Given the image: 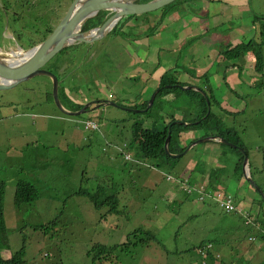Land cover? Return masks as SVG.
<instances>
[{"label":"rangeland","instance_id":"1","mask_svg":"<svg viewBox=\"0 0 264 264\" xmlns=\"http://www.w3.org/2000/svg\"><path fill=\"white\" fill-rule=\"evenodd\" d=\"M37 2L32 10L19 3L8 13L0 11L1 51L15 50V39L23 48L42 41L58 24L73 0ZM199 4L198 0L190 2L197 8H200ZM217 4L223 11L224 22L218 30L223 40L214 43L216 53L211 55V75L208 81L204 74L190 79L193 85L202 88L205 84L209 85L205 92L214 95L219 102L212 109L219 114L225 127L234 129L240 140L245 142L251 175L259 188L245 178L243 168L237 165L239 152L227 142L198 143L177 161L164 155L170 163L163 162L161 168H150L138 160V142L126 148L125 143L132 141V126L136 121L163 128L168 124L167 109L183 106L187 110L182 112L185 117L189 116L190 109H196V94L191 89V94L182 90L183 94L177 100L170 95L164 96L156 100L151 110L140 111L147 107L140 104L150 99L154 91L149 86L148 92L141 93L144 83L138 74H133L142 67L139 66L140 59L148 56L159 58L162 64L173 65L169 72L183 67L182 63L188 64V49L181 53L179 44L174 42L173 29L180 25L187 27L186 34L190 33L188 21L191 10H185V16L176 17L175 5L167 8L169 13L162 23V13L154 11L158 20L151 22L147 32L156 34L153 40L149 39L151 45H145L151 48L134 45L135 38L141 34V24L151 20L152 14H147L137 17L141 22L137 28L117 26L92 44H76L63 49L46 64V69L60 75V98L63 102L68 103L70 99L74 101L81 96V92L71 93L73 83L82 86L81 91L86 92V98L103 100L89 113H62L53 99V84L48 75H37L10 89L0 90V179L7 184L6 220L10 242V249L3 250L5 256H11L25 245L23 264H98L100 261L94 263L89 253L95 244L123 243L130 233L143 228L151 230L156 239L125 250L119 248L109 260H103L104 263L264 264V240H256L257 233L264 226L254 220L247 223L242 215L260 213L264 217V194L261 193L264 192V83H256L257 78L264 80V77L256 68L259 54H243L249 42H252L255 51L259 49L260 18L256 19V16L264 14V0H247L242 6L213 0L209 6L215 8ZM12 10H17L19 18L24 21L25 34L21 40L17 33L4 26L5 21H12ZM230 10H242L237 22L227 20ZM168 18L170 21L166 23ZM244 21L250 24L234 43L229 44V36L236 30V24ZM129 23L132 25L135 21ZM211 25L204 23L202 29ZM120 31L127 36L124 37ZM182 31H177V34ZM209 34L200 33L198 37L204 38ZM168 42L171 44H166ZM202 43L203 40L196 38L192 47L203 52L205 47ZM231 51L237 54L233 55ZM261 53L264 61V46ZM196 55L195 60L202 62L198 67L210 64L209 56ZM189 59L192 61V58ZM227 66L233 67L228 75L233 74L234 77L228 84L224 76L221 78ZM241 66L244 70L248 69L250 75L238 73ZM177 76L190 81L184 79L181 70ZM236 76H241L239 82L235 80ZM111 102L125 108L114 106ZM90 116H96L94 118L99 122L97 129L86 128ZM179 121L176 119L172 123ZM185 122L190 123V118H186ZM203 130L197 131L202 135ZM126 153L131 154L130 159L126 158ZM194 162H198L196 169H203L200 183L197 184L194 179L190 182L183 179L182 184L178 181L180 171L177 168L182 165L193 177L190 174ZM213 168L220 173L211 178L210 170ZM20 180L35 184L39 198L16 206L14 192ZM185 182L189 183L186 188ZM215 184L232 197L239 211L227 213L217 204L219 200L212 198ZM202 185L210 188V192H203L204 199L200 198ZM99 188L102 198L111 194L120 197L119 212L108 213L106 202L96 208L89 196L80 192L94 193ZM54 220L56 225L47 229L36 228ZM138 236L146 237L144 232ZM261 244L263 247L258 248ZM203 250L210 254L207 263H203L201 258Z\"/></svg>","mask_w":264,"mask_h":264},{"label":"trees","instance_id":"2","mask_svg":"<svg viewBox=\"0 0 264 264\" xmlns=\"http://www.w3.org/2000/svg\"><path fill=\"white\" fill-rule=\"evenodd\" d=\"M138 1L147 2L150 0H138ZM186 2L187 0H176L172 2L171 4L167 5L166 7H164L161 10L162 15H161L160 23L164 21V18L169 13L167 8H171L181 3L184 4ZM105 14H106V11H102V12H99L96 17L88 19L84 23L82 29L86 30L90 26L96 24L98 21L101 20V18L105 16ZM259 18H260V21H259L260 41L258 42L259 49L255 51L253 49L254 46L252 42H249L244 47L243 54H247L249 52L259 54L258 63L256 64V66H257V70L259 72H262L263 77H264L263 54L261 53L260 55L261 48L264 46V14L262 13L256 16V19H259ZM117 26L114 29H116ZM123 27H125V24L121 25V28ZM120 32L124 37L127 36L125 32H122V31ZM34 44L35 43H33L32 45ZM231 52L233 53V55L237 54V52L235 51H231ZM55 66H59V65H53V67ZM176 71L179 73V70L174 69L172 72L167 71L162 76L160 83H159V86L161 87V89L156 95L155 102L157 99H160L161 97L167 96V95L174 96L175 97L174 100H177L178 98L181 97V95L183 94V91H182L183 89L175 85L177 83H180L178 76H177L178 73H174ZM256 83L259 85H263L264 80L257 78ZM167 84H172L173 86L167 87L166 86ZM187 91L190 92L191 94V89ZM193 91L196 94L195 106L197 107L198 110H200V112L196 114L194 117L190 118V121H191L190 123H193V124L184 125V123H174L172 125V136H171V140L169 143V149L171 153H180V152H183L187 148L188 145H185V146L179 145L180 134L183 131H190L192 129H202V130L204 129L201 137L219 134L223 136L224 138L228 139L229 141L243 147L248 152L245 142L240 140L238 133L235 132L234 129H232L231 127H225V125L219 119V114L213 111L212 109L213 106L219 103L217 98L214 95L208 94L206 92L210 100V105L212 108H211L210 114L207 117H205L208 111V105H209V103L207 102V97L206 95L202 94L201 92L197 90L193 89ZM155 102L149 110H151L154 107ZM147 104H148V100L142 103V107H146ZM69 105L73 109H76V110L81 109V105H74L72 104V102L69 103ZM134 107H140V106L135 105ZM190 111H192V109H190ZM188 115H190V112ZM174 120H176V118H172V117L169 118L168 124H165L163 128H159L153 124L147 126V125L142 124L141 121H136L134 123V125L132 126L133 127L132 142H138L137 150L139 152V157H140L139 161L145 162L150 167H160L161 168V164L163 162L170 163L169 161L164 159L163 157L164 155L176 161L180 159V157L170 156L165 151V140L169 133V126L172 124ZM198 120L199 122L196 123V121ZM182 121H185V120L183 119ZM233 150L239 152L238 154L239 163L237 165L238 167H242L243 160H244V154L238 148H233ZM240 172H241V169H240ZM80 192L89 196L90 200L94 203L96 208H100L101 205H103L106 202V206L109 207L108 213L109 212L116 213L120 211L119 209L120 197L118 195L116 196V195L111 194L107 196L106 198H102V191L100 188L94 193H86V192H83L82 190ZM6 193H7V184L5 183L3 179H0V264H23L24 256H25V245H23L19 250L11 253V256H5L3 254L4 249H10L9 232H8V226H7V220H6V216H7ZM38 198H39V191L35 184H32L24 180H20L17 183L15 192H14V203L16 206H20L21 204L35 201ZM106 215L107 214H105V216ZM53 225H56L55 220L52 221L51 224H48V225H41V226L37 225L36 228L47 229ZM262 226H264L263 220H262ZM263 230H264V227H263ZM141 232H144L146 237L145 236L139 237L138 234ZM132 235H135V237H132ZM257 235H258L259 240L260 239L264 240V231L258 232ZM155 239L156 237L152 234L151 230H146L142 228V229H138L130 233L127 236V241L123 243H116L114 245L97 243L91 248L89 253L92 255V260L94 263H96L97 261H100L98 264H105L103 260H109L114 254V252L118 250L119 248H122L125 250L126 248L132 245L151 242V241H154ZM158 243L161 244V242H158ZM209 255L210 254H207L205 256L206 262H207V258L209 257Z\"/></svg>","mask_w":264,"mask_h":264},{"label":"water","instance_id":"3","mask_svg":"<svg viewBox=\"0 0 264 264\" xmlns=\"http://www.w3.org/2000/svg\"><path fill=\"white\" fill-rule=\"evenodd\" d=\"M176 0H150L147 2H139L138 0H73L68 10L58 22V24L52 29V31L40 42L33 46L23 48L18 46L16 50L12 51H0V60L8 58V61L0 63V90L10 89L19 83L28 80L37 75H48L53 84V99L57 108L68 115H80L88 113L93 110L94 104H101L103 100L96 99L87 102L80 110L68 109L60 98V75L52 69H46V64L63 49L76 45V44H92L94 41L99 40L112 31L118 22L127 20L128 18L144 16L150 13H154L162 10L167 5ZM100 10H105L107 14L101 18L96 24L90 26L88 29L83 30L84 23L98 15ZM21 54V56H19ZM17 57L23 58L22 61L17 62ZM16 59V61L14 60ZM173 85L168 84L167 87ZM183 90L196 89L202 94L206 95L208 105L207 117L211 112V105L208 95L205 90L196 85H183L181 83L176 84ZM161 87L156 88L147 104L145 109L140 111H147L154 104L156 95L160 91ZM112 105L125 108L115 102H111ZM92 107V108H91ZM133 109V108H128ZM199 120L196 122L198 123ZM175 123V122H174ZM177 123H187L185 121H179ZM172 125L169 126V133L165 140V151L167 154L173 157H181L185 155L189 150L195 147L198 143L205 141H219L230 145L232 148L240 149L244 154V160L242 164L243 174L245 178L252 182L254 186L258 184L254 181L250 167H249V155L248 152L241 146L229 141L219 134L204 136L196 139L188 144L187 148L180 153H171L169 149V143L172 136ZM264 194L263 191H261Z\"/></svg>","mask_w":264,"mask_h":264},{"label":"crops","instance_id":"4","mask_svg":"<svg viewBox=\"0 0 264 264\" xmlns=\"http://www.w3.org/2000/svg\"><path fill=\"white\" fill-rule=\"evenodd\" d=\"M198 1L200 2L199 6H198L200 8H197V6L196 7L191 6L190 5L191 0H187V2L184 3V4H182V3L178 4L177 5V10L176 9L173 10V11L176 10V12L174 13V16H176V17H179L181 15L185 16V14H186L185 10H187V9L191 10V13H190V18L191 19L188 21V23H189L188 27L191 30L190 33L186 34V32H187L186 28L187 27L182 28V26H180V25H179V27L173 29V34H174V37H175V41L174 42H177L179 44L178 48L181 51V53L184 50L188 49V55L186 57L188 64L182 63L181 65L183 67L179 66V67H177L175 69H177L179 71L181 70L183 72V74L185 75L184 79H190L191 77L196 78V77H200L202 74H204V76L207 78V81H208V76L211 75V71L210 70L213 69V68L209 69V66L211 65V55L214 56V54L216 53V50H214V46H215L214 43L217 40H223V36L218 33V30L221 28V26H220L221 22H224L223 19H222L223 11L221 10V8H220V6L218 4H217L218 5L217 7L211 8L209 5L212 2V0H198ZM229 1L225 0V3L231 4L233 6H235V5L236 6H242V5L247 3V0H240L239 2H236V3H235L236 0H229ZM185 4L187 6H184ZM102 11H105V10H100V12H102ZM158 12L161 13L162 11L159 10ZM241 12H242V10L241 11L240 10H238V11L230 10L229 11V17H228L227 20L233 19V20H235V22H237ZM106 14H107V12H106ZM150 14H152L150 22L149 23L148 22L147 23H142L141 26H140L141 34H139L135 38V40H134V45L135 46L143 45L144 47L151 48V46H145V45H151V43H152L151 40H153V37L155 36L156 33H153L152 35H150V34H148L147 29L149 27H151V22L153 20H158V16H155L154 13H150ZM156 14H158V13H156ZM242 18L243 17H241V19ZM133 21H135L134 24H132L130 26H127L125 24V27H136V26L140 25V23H141L138 20L137 17H133V18H128L125 21L119 22L118 26H121L124 22H133ZM169 21H170V18H168L166 20V23L169 22ZM204 23H206L208 26L211 25V24H214V25H211L210 27H208V28H206L204 30V29H202ZM249 24H250V22H248V21H244L242 23L236 24L237 28L229 36L228 43L229 44L234 43L235 40L237 39V37L239 36V34H243V32H244L243 29L246 27V25H249ZM144 26L146 28H144ZM258 28H259V26H258ZM182 29H183L182 33L178 35L177 31H181ZM205 32H209L210 34L208 36H204V38L203 37H198V34L205 33ZM196 38L201 39V41L203 40L202 44L205 47L203 49V52H201L202 50H200V49H195V47H192L193 46V42H194V40ZM149 39H151V40L149 41ZM166 44H171V43L168 42ZM194 49H195V51H194ZM190 50H193L194 53H193V51L189 52ZM197 53H199L200 57L203 56V55L209 56L210 57V64L209 65H205V67L204 66L198 67V66L202 65V62L199 63V60H195V58L197 56L196 55ZM220 56L221 55L218 56L219 60H220ZM189 58H192V61ZM140 60H141V64L139 66H142V67H139V69H136V71H134L133 74H138V76L140 77V79L144 83L143 87L141 88V93L148 92V89H150L149 86H151L153 88V90H155L159 86V83H160V80H161L162 76L170 68H174L173 65L167 66L165 64H162L160 62L159 58L151 59V57L148 56L144 60H142V59H140ZM222 60H220V61H222ZM142 63H144V65H142ZM134 64L137 65L136 61L134 62ZM232 68L233 67H228L227 66V68L224 71V74L221 75L222 79H223V76L225 77L224 79H225V82L227 84L228 83H232L233 74H232V76H230L231 74L228 75V73L230 72V70ZM238 71H239L238 73H240V72L243 73L244 72V73L250 75L249 70L248 69L244 70L243 66H241ZM174 73H177V71L174 72ZM181 76H182V74H181ZM181 76H179V80L184 82L183 84H193L191 79H190V81L183 80V78ZM230 77H231V79H230ZM238 78H241V76H239V77L236 76L235 77V80L237 82L240 81ZM81 87L82 86L80 84H75V83H73L72 86L70 87L71 88V90H70L71 93H76V92L80 93L81 92L80 95L83 96V98L81 96H79V97H76L74 101H72L70 99L69 100L70 102L65 103V105H66V107L68 109L76 110V109H73L69 105V103H71V102L74 105H81V107H83L87 102H89L90 100H92L94 98V97L93 98H86L85 97L86 96V92L81 91ZM205 88H210V87H209L208 84L207 85L205 84L204 85V89ZM167 96H169V95H167ZM172 97L175 98L174 96H172ZM146 100H149V99H145L144 101H146ZM129 101L135 102L134 100H131V99ZM140 105L142 106V104H140ZM132 106H134V105H132ZM175 108H181V109H184V110L176 111V110H174ZM91 111L92 110H90L89 112H91ZM186 111L187 110L183 106L182 107L181 106H178V107L176 106V107H173V108H169L166 111V114H167L166 119L168 120L169 118L172 117V118H176V119H179V120L180 119L186 120V118H192V117H194L196 114H198L200 112V110H198L197 107H196L195 111H193V110L192 111H188V112H190V115L185 117V116L182 115V112H186ZM197 130H199V129H192L190 131L181 132L179 145H181V146L188 145L194 139L196 140L198 137H201V135L198 133ZM132 144H133L132 141H131V143H125L126 148H131ZM126 155H128V158L126 157L127 159L131 158V154L130 153H128ZM139 159H140V157L138 155V160ZM197 164H198V162H194V166L192 168L193 170H191L192 173L190 175H193V177L189 176L187 171H185V169L182 168V165L180 167H178L177 169L180 171V174L178 176V178H179L178 181L181 182V183H184L181 180L185 179V180H187V182H190L191 179H194V180H196V183L199 184L200 183V179H201V177L203 175V169H200V170L196 169V165ZM150 168H155V167H150ZM185 168H187V166ZM215 173L218 174L220 172H216V169H214V168L210 170L211 178H213ZM169 177L172 178L171 176H169ZM188 184L189 183H186L184 188H186L188 186ZM215 187L221 188L219 185H216V184H215ZM208 189L210 190L209 187H208ZM251 203H253V202L251 201ZM256 207H257V211L259 212L260 205L258 204V205H256ZM242 215H243L245 221H248L249 217H251L252 221L254 220V222H256L257 224H261L262 225V220L264 219V217L261 216L260 213H257L256 215H251L250 213L247 212L246 215H244V214H242ZM261 231L263 232L264 230L261 228ZM257 239L259 240L258 237H256V240ZM262 247H263V244H261L258 248H262ZM206 253H207V251H206ZM203 263H207V262L203 261Z\"/></svg>","mask_w":264,"mask_h":264},{"label":"flooded vegetation","instance_id":"5","mask_svg":"<svg viewBox=\"0 0 264 264\" xmlns=\"http://www.w3.org/2000/svg\"><path fill=\"white\" fill-rule=\"evenodd\" d=\"M37 1L38 0H13V1L3 0V2L0 3V11H1V13H3V12L8 13V12H10V10L13 6H17L19 3L26 6L28 10H32V9H34L36 4L38 3ZM4 6L6 9L4 8ZM11 12L15 13L16 15L18 14L17 10H12ZM23 23H24V21H22L21 18H19L18 16H15V17H13L12 21H10V20L5 21L4 26L6 28L9 27L14 33H17L18 38L21 40V38L25 34V26L23 25ZM17 29H22V30L18 31ZM12 37H14V36L12 35ZM14 39H15V37H14ZM15 42L17 44L16 45V49H17L18 46H21L20 45L21 43L19 41H17V39H15ZM12 50H13L12 48L9 49V51H12Z\"/></svg>","mask_w":264,"mask_h":264},{"label":"built area","instance_id":"6","mask_svg":"<svg viewBox=\"0 0 264 264\" xmlns=\"http://www.w3.org/2000/svg\"><path fill=\"white\" fill-rule=\"evenodd\" d=\"M96 122L93 120H89L87 122V127H96ZM201 195L200 198L204 199L205 198V192H210L206 186H202L201 188ZM204 192V193H203ZM212 197H214L216 200H219V205L222 209H224L227 213H232L239 211L240 208L239 206L236 205L234 200H232V197L225 194L223 191H217L212 194ZM252 221V218L249 217L248 223Z\"/></svg>","mask_w":264,"mask_h":264},{"label":"clouds","instance_id":"7","mask_svg":"<svg viewBox=\"0 0 264 264\" xmlns=\"http://www.w3.org/2000/svg\"><path fill=\"white\" fill-rule=\"evenodd\" d=\"M212 1H213V0H212ZM214 1H215V0H214ZM4 8H5V6H4ZM5 9H6V8H5ZM11 13H12V12H11ZM14 14H15V13H12V15H14ZM15 16H18V17H19V13H18L17 15L15 14ZM15 16H13V17H15ZM12 19H13V18H12ZM118 23H119V22H118ZM118 23H117V25H118ZM123 24H126L127 26H130V23H129V22H124ZM117 25H116V26H117ZM116 26H115V27H116ZM258 26H259V24H258ZM115 27H114V28H115ZM114 28H113V29H114ZM83 30H84V29H83ZM51 31H52V30H51ZM51 31H50V32H51ZM35 44H36V43H35ZM35 44H34V45H35ZM20 45H21V44H20ZM31 46H33V45H31ZM0 51H1V50H0ZM256 68H257V67H256ZM180 83L183 84L182 82H180ZM177 84H178V83H177ZM167 85H168V84H167ZM167 85H166V86H167ZM171 85H172V84H171ZM175 85H176V84H175ZM183 85H193V84H183ZM158 87H160V86H158ZM158 87H157V88H158ZM201 88H202V87H201ZM203 89H204V88H203ZM204 90H205V89H204ZM148 101H149V100H148ZM62 102H63V101H62ZM63 103H64V105H65V102H63ZM95 105H97V104H94V105H93V108H94ZM65 106H66V105H65ZM151 107H152V106H151ZM151 107H150V108H151ZM81 108H82V107H81ZM150 108H149V109H150ZM78 110H80V109H78ZM83 114H84V113H83ZM67 115H68V114H67ZM94 117H96V116H90V117L87 118V121H86V128H88V129H97V128L99 127V122H98V120L95 119ZM89 120H93V121H95L96 124H97L96 127H87V122H88ZM198 138H201V137H198ZM198 138H197V139H198ZM218 142H219V141H218ZM126 154H128V153H126ZM126 157L128 158V155H126ZM249 167H250V164H249ZM250 171H251V168H250ZM186 182H187V180H186ZM186 182H185V184H186ZM182 184H184V183H182ZM202 186H205V185H202ZM206 187H207V186H206ZM207 188H208V187H207ZM189 190H190V189H189ZM208 190H209V189H208ZM209 191H210V190H209ZM217 191H223L225 194L228 195V193H227L225 190H223L222 188H218V187H215V189H214V191L212 192V194H213L214 192H217ZM212 198L215 199L214 197H212ZM215 200H216V199H215ZM217 204L219 205V202H218ZM236 205L238 206L237 203H236ZM219 206H220V205H219ZM223 210H224V209H223ZM224 211H225V210H224ZM225 212H226V211H225ZM201 246H202V245H201ZM202 253H203L204 255H203L201 258H202L203 261L206 262L205 256H206L208 253H206V251H204V250L202 251Z\"/></svg>","mask_w":264,"mask_h":264},{"label":"bare ground","instance_id":"8","mask_svg":"<svg viewBox=\"0 0 264 264\" xmlns=\"http://www.w3.org/2000/svg\"><path fill=\"white\" fill-rule=\"evenodd\" d=\"M19 56H21V54H20ZM22 59H23V58H22ZM22 59L19 58V57H17V62L22 61ZM5 60L8 61V58H5L4 60H0V63L4 62ZM14 60L16 61V59H14Z\"/></svg>","mask_w":264,"mask_h":264}]
</instances>
